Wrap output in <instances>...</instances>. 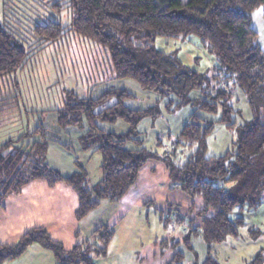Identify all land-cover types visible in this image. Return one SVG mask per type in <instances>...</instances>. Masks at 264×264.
Instances as JSON below:
<instances>
[{
  "label": "trees",
  "instance_id": "trees-1",
  "mask_svg": "<svg viewBox=\"0 0 264 264\" xmlns=\"http://www.w3.org/2000/svg\"><path fill=\"white\" fill-rule=\"evenodd\" d=\"M8 1L0 0V79L9 74L17 79V72L25 68L32 54L57 42L73 28L109 49V79L136 80L144 90L158 93L169 111L186 105L194 109L174 136L172 149L161 154L146 146V131L140 129L144 118L162 114L158 101L131 107L126 101L134 93L126 87L111 86L97 95L91 91V84L88 95L67 89L63 105L52 109L57 114L56 124L63 133L71 128L81 131L77 136L79 145L101 153L102 178L91 183L80 160H76L78 168L70 174L52 166L47 160L49 143L58 142L69 150L72 145L64 137H48L49 126L41 122L19 136L20 140L41 136L33 142L10 148L15 140L9 139L0 145V201L3 203L8 195L21 192L35 180L50 186L64 181L77 194L74 216L81 219L105 200L121 201L147 160L159 159L175 184L203 201L198 209L192 206L197 223L186 225L181 238L160 241L162 248L175 249L166 264H185V252L178 248L183 244L194 251L191 238L198 236L208 244L201 264H221L213 244L239 235V227L245 222L243 215L233 217L231 212L236 207H256L264 198V46L253 25V14L264 7V0H32L33 5L42 1L58 11L71 9L73 20L71 27L53 19L35 22L31 43L23 32L26 20L17 16V9H10ZM21 2L27 3L18 0L16 5ZM160 35H197L219 63L210 73L191 67L177 53L155 46ZM230 79L244 91L252 110V117L241 124L233 118L238 112L232 102L233 92L223 85ZM20 95L0 94V116L19 110ZM203 113H215L219 118L206 119ZM119 119L127 123L126 130L105 126ZM216 121L230 128L239 125L238 138L223 154L209 155L208 136ZM158 141L162 144V138ZM180 147L190 151L185 160L180 158ZM170 217L172 214L165 217L166 225ZM174 217L183 222L180 214ZM115 232V224L105 222L83 242L66 248L46 227L33 226L14 243L0 239V264L21 256L34 242L51 250L56 264H97L95 258L107 253ZM194 264H198L197 258ZM246 264H264V250Z\"/></svg>",
  "mask_w": 264,
  "mask_h": 264
},
{
  "label": "rangeland",
  "instance_id": "rangeland-1",
  "mask_svg": "<svg viewBox=\"0 0 264 264\" xmlns=\"http://www.w3.org/2000/svg\"><path fill=\"white\" fill-rule=\"evenodd\" d=\"M25 1L27 2L26 5L23 2L16 5L18 0L8 2L10 9H17V16L23 21L26 20L23 32L29 38V43L34 40L32 28L35 22L46 23L53 19L71 27L73 20L71 9L66 8L58 11L49 5L47 6L46 2L36 3L34 1L36 4L33 5L32 0ZM154 44L157 48L167 52L177 53L186 64L201 71L210 73L219 63L207 43L197 35L187 37L160 35L156 37ZM111 71L112 59L109 49L100 42L79 34L75 29H69L57 42L32 54L25 68L17 72V79L15 74H9L0 79V94L21 92L19 110L0 116V145L9 139L15 140L10 148L19 146L17 145L19 143L21 145L22 143L33 142L41 136L37 135L26 140H20L19 136L27 130H33L42 122L49 126L48 137L57 138L60 136L64 137L65 141H71L70 145L73 144L75 148L73 146L71 150L65 146L63 148L68 150L71 155L76 156L78 154V159L89 172L91 183L99 181L103 176L101 153L93 152L91 149H83L78 143L77 136L71 132L72 128L68 129L67 133H63L56 124L55 118L49 119V116L54 115L53 113L56 114V111H52V109L63 105L65 90L75 89L74 91L81 95H88L91 84L93 87L91 91L96 95L111 86L129 88L134 93V97L128 98L126 101L131 107H145L158 101L162 114L154 119L151 117L144 118L140 123V129L146 131L145 143L150 149H157L161 154L166 149L171 150L174 136L180 132L183 123L189 119L194 108L186 105L169 111L165 106V100L160 98L158 93L144 90L132 78L111 80L108 78L112 73ZM223 85L233 92L232 102L238 109L233 118L237 124L250 119L252 110L244 91L233 82V79L226 81ZM203 115L206 119L211 120L219 118V115L215 113H203ZM105 126L115 131L127 129V123L122 119L114 123H106ZM238 126L230 128L224 122L216 121L214 131L208 136V154L220 155L232 148L238 138ZM66 137H73L75 140L73 138L66 139ZM159 138H162L160 145L158 144ZM48 152L53 160L60 159L58 152L54 149L51 152L48 148ZM189 152V149L182 151L180 147L181 160H185ZM73 164L77 169L76 161ZM117 205L120 206L113 207L114 212L107 221L115 224L117 230L113 243L115 245L120 243L124 237L126 246L129 245V242H133L138 246L146 247L169 236L182 237L186 232V225L197 223L193 219L196 216L194 209L203 206V201L201 198L190 196L175 184L169 177L168 169L163 161L148 159L140 170L137 181ZM193 205L194 209H192ZM105 207L103 206V209ZM49 211L55 213L53 214L54 220L48 221L53 226L57 214L56 203L49 207ZM63 212L61 216L68 221L70 227L64 232L58 231L57 234L65 240L73 241L74 244L83 242L90 236L91 233H85L82 229H79L80 235L77 236L74 232L77 230L74 229L75 216L67 211L63 215ZM176 213L182 216L183 222H178L175 219ZM171 214L172 217L166 225L165 217ZM43 215L44 213L41 217ZM231 215L233 217L244 216L245 222L239 227V235L229 236L224 242L213 244V251L217 254L221 264H246L259 250H264V198L256 207L245 206L242 209L236 207ZM71 227L73 231L70 230ZM121 236L122 238H120ZM196 238H201L197 242L201 240L205 243L206 251H208V244L205 239L201 236ZM197 242L195 250H189L194 260L197 257L203 258L201 246Z\"/></svg>",
  "mask_w": 264,
  "mask_h": 264
},
{
  "label": "crops",
  "instance_id": "crops-1",
  "mask_svg": "<svg viewBox=\"0 0 264 264\" xmlns=\"http://www.w3.org/2000/svg\"><path fill=\"white\" fill-rule=\"evenodd\" d=\"M253 25L258 31L260 44L264 46V7L254 12ZM53 114L54 115L49 116L50 120L53 118L56 120V114ZM71 132L76 136L81 133V131L75 128H72ZM67 138L69 139L73 137H66V139ZM73 148L75 147L73 146ZM52 149L58 152L60 157L59 160L55 161L51 158V155L48 152L47 160L52 166L60 169L64 174H70L76 170V166H74L73 163L74 161L79 160L78 154L76 156L71 155L70 152L64 149L63 145L58 142L49 143V150L51 152ZM54 203H56L57 214L55 216L54 225L52 226L48 221L54 220L53 214L55 213L50 212L49 207ZM117 203L119 204V202L103 201L97 208L91 210L83 218L77 219L75 217L76 223L74 229H77L74 231L75 234L77 235L79 229H82L85 233H91L98 225L107 222L114 212L113 207L120 206L117 205ZM77 204V194L66 182L60 181L56 185L50 186L43 180L32 181L24 186L21 192L8 195L3 203L0 201V239L3 242L14 243L27 229L32 226L43 225L47 227L55 239L62 241L66 248H71L74 245V242L65 240L61 235L57 234V232H64L69 229L70 226H68V221L64 220L61 213L66 209L65 211L74 215ZM103 206L106 207L103 209ZM65 211L63 212V215ZM43 213L44 215L41 217ZM70 230L73 231L72 227ZM116 234L117 230L109 245L107 253L95 258L97 264H166L171 260L175 252V249L171 247L166 249L162 248L160 242H154L152 245L146 247L138 246L133 242H129V245L126 246V240H124V237L120 243L118 242L115 245L113 242ZM120 238H122V236ZM167 238L181 237L169 236ZM198 239L201 238H191L194 250ZM197 243L202 249L203 258L200 259L197 257L198 264H201L207 256V247L201 240ZM178 249L185 252V264L195 263L196 259L194 260L193 255L189 253V249L185 245L181 244ZM43 263L56 264V258L52 251L41 244L34 242L21 256L7 260L3 264Z\"/></svg>",
  "mask_w": 264,
  "mask_h": 264
}]
</instances>
